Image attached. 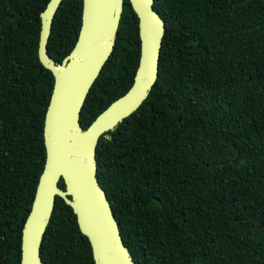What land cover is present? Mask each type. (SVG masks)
I'll return each instance as SVG.
<instances>
[{"label":"trees","instance_id":"16d2710c","mask_svg":"<svg viewBox=\"0 0 264 264\" xmlns=\"http://www.w3.org/2000/svg\"><path fill=\"white\" fill-rule=\"evenodd\" d=\"M153 1L165 28L158 77L95 154L121 238L134 264H264V0ZM48 2L0 0V264H20L45 162L53 76L38 40ZM81 14L82 0L56 11L47 53L58 64ZM139 53L138 19L124 0L113 51L80 112L83 129L130 88ZM40 258L94 264L58 197Z\"/></svg>","mask_w":264,"mask_h":264},{"label":"water","instance_id":"95a60500","mask_svg":"<svg viewBox=\"0 0 264 264\" xmlns=\"http://www.w3.org/2000/svg\"><path fill=\"white\" fill-rule=\"evenodd\" d=\"M61 2L49 0L40 13L38 59L52 74L53 88L43 123L45 162L21 231L20 264H44L40 245L56 197L75 215L80 233L90 244L94 264H134L97 181L95 154L100 137L109 139L106 133L139 109L156 82L164 23L153 0H128L138 19L140 42L132 85L83 129L80 112L113 51L124 0H82L76 43L58 64L48 55L47 42Z\"/></svg>","mask_w":264,"mask_h":264}]
</instances>
